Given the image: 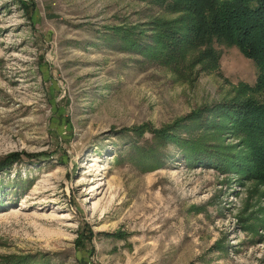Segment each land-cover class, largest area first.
Wrapping results in <instances>:
<instances>
[{
    "label": "rangeland",
    "instance_id": "obj_1",
    "mask_svg": "<svg viewBox=\"0 0 264 264\" xmlns=\"http://www.w3.org/2000/svg\"><path fill=\"white\" fill-rule=\"evenodd\" d=\"M184 15L0 0V160L21 154L0 171V264H264V182L239 171L248 151L227 113L264 102L258 69L217 42L214 66L204 46L167 61L159 41ZM201 115L176 127L200 156L154 141Z\"/></svg>",
    "mask_w": 264,
    "mask_h": 264
},
{
    "label": "trees",
    "instance_id": "obj_2",
    "mask_svg": "<svg viewBox=\"0 0 264 264\" xmlns=\"http://www.w3.org/2000/svg\"><path fill=\"white\" fill-rule=\"evenodd\" d=\"M145 1L164 4L167 10L181 11L185 14L179 21L176 20L180 23L178 28L170 27L173 40L159 41L163 45V50H166L164 58L168 59L167 61L175 55L183 54L187 48L204 46L205 57L214 66L221 57L220 51L215 48V42L226 46L236 45L258 69L256 90L264 89V0ZM174 33L181 34L180 39L174 38ZM128 42L129 45L137 43L132 39ZM230 107L227 113L233 119L232 128L242 132L245 148L248 151L241 155L246 165L239 171L243 175L251 176L252 179L264 182V102L248 99L245 102H236ZM205 111L210 113L209 111L212 110ZM221 111H223L221 108L213 109L214 113H222ZM221 115L223 114L219 116ZM200 118L202 119V115L195 118L188 116L157 129L154 131V141L173 142L187 158L200 156L205 145L197 144L194 138L182 137L176 129L182 125L183 119L195 122ZM205 120L204 118L199 123ZM141 129L137 128V130ZM157 157L151 146L145 147L147 160H157ZM20 158L21 154L14 153L0 160V171L11 167Z\"/></svg>",
    "mask_w": 264,
    "mask_h": 264
}]
</instances>
